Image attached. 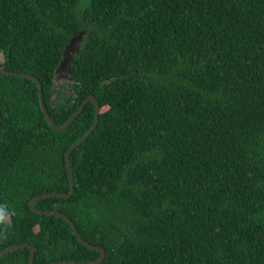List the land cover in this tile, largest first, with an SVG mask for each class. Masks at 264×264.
<instances>
[{"label": "trees", "instance_id": "obj_1", "mask_svg": "<svg viewBox=\"0 0 264 264\" xmlns=\"http://www.w3.org/2000/svg\"><path fill=\"white\" fill-rule=\"evenodd\" d=\"M0 54L40 81L56 126L98 101L70 155L73 196L34 207L66 215L100 264H264V0H0ZM0 113V253L97 261L65 220L29 208L69 192L65 153L93 104L54 131L37 84L0 74Z\"/></svg>", "mask_w": 264, "mask_h": 264}, {"label": "water", "instance_id": "obj_2", "mask_svg": "<svg viewBox=\"0 0 264 264\" xmlns=\"http://www.w3.org/2000/svg\"><path fill=\"white\" fill-rule=\"evenodd\" d=\"M82 37H83V33L80 32L77 36L72 37L69 40V43L66 45V47L62 53V60L60 61V63L58 64V66L54 70V82L55 83L57 81H61V82L68 81L70 83H73V81L71 79H69L70 67L72 64L73 56L76 54V52H78L79 46L82 43ZM0 74H3L5 76H16L19 78H25V79L30 80V81L37 84L38 92H39L40 109H41L43 115L45 116L47 123L49 124V126L54 131H63L66 128H68L72 124V122L80 115V113L82 112L83 108L85 107V105L87 103L93 104V106H94V121H93L92 127L79 141H77L71 147H69L65 153V165H66V171H67V176H68V180H69V192L68 193H46V194L37 196L29 202V208L33 213H35L37 215L56 216V217H59V218L65 220L70 225L74 236L77 238V241L82 246L89 248L91 250H94L100 254L97 261L90 262V263H72V262H66V261H58V262H51V263H46V264H100L103 261V259L105 258L104 249L93 246V245L85 242L80 237V235L78 234L74 223L66 215H64L63 213H60V212H55V211H42V210L36 209L34 207L35 203L41 199H45V198H69V197L73 196L74 191H75V182H74L73 172H72L71 165H70V155H71L72 151H74L78 146L83 144L87 140V138L93 133V131L96 129V126L98 124V114H99V110H100L98 101L96 100V98L93 95L87 96L83 100V102L81 103L79 109L63 125L56 126L48 114V111L46 109V106H45L44 100H43L42 85L36 77L28 75V74L8 72L6 70H3L2 68H0ZM0 125H1V113H0ZM22 248H28L30 250L28 263L34 264L33 260H34L35 248L29 244H26V243L21 244V245H14V246L8 247L7 249H5L4 251H2L0 253V259H2L4 256H6L8 253H10L12 251H16L18 249H22Z\"/></svg>", "mask_w": 264, "mask_h": 264}, {"label": "clouds", "instance_id": "obj_3", "mask_svg": "<svg viewBox=\"0 0 264 264\" xmlns=\"http://www.w3.org/2000/svg\"><path fill=\"white\" fill-rule=\"evenodd\" d=\"M61 82V81H57L56 83ZM68 82V81H66ZM55 83V82H54ZM55 83V85H56ZM69 84H71L70 82H68ZM12 214V210L7 207L4 204H0V224L2 225H7L8 222V216Z\"/></svg>", "mask_w": 264, "mask_h": 264}, {"label": "flooded vegetation", "instance_id": "obj_4", "mask_svg": "<svg viewBox=\"0 0 264 264\" xmlns=\"http://www.w3.org/2000/svg\"><path fill=\"white\" fill-rule=\"evenodd\" d=\"M60 85H64V86H67L68 87V84H67L66 81L56 83V86L60 87ZM70 91L71 90H70V85H69V88L67 89V92L70 93Z\"/></svg>", "mask_w": 264, "mask_h": 264}, {"label": "rangeland", "instance_id": "obj_5", "mask_svg": "<svg viewBox=\"0 0 264 264\" xmlns=\"http://www.w3.org/2000/svg\"><path fill=\"white\" fill-rule=\"evenodd\" d=\"M1 55V54H0ZM0 62H1V56H0Z\"/></svg>", "mask_w": 264, "mask_h": 264}]
</instances>
